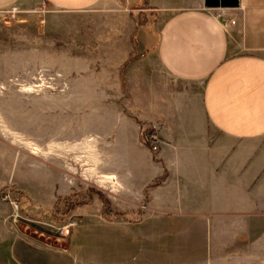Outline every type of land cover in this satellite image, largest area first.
I'll use <instances>...</instances> for the list:
<instances>
[{"label": "crops", "instance_id": "1", "mask_svg": "<svg viewBox=\"0 0 264 264\" xmlns=\"http://www.w3.org/2000/svg\"><path fill=\"white\" fill-rule=\"evenodd\" d=\"M39 1L0 0V10ZM43 1L109 19L152 15L133 42L119 40L116 28L85 40L95 52L82 71L89 96L67 109L93 113L67 119L73 133L61 142L63 154L93 158V176L112 179L110 200L136 208L141 220H111L106 255L104 233L86 224L100 213L82 206L81 227L61 249L24 233L0 201V264H264V0L222 8L204 0ZM140 128L156 129L154 155L139 143ZM51 169L52 188L69 186L63 170L57 179L59 168Z\"/></svg>", "mask_w": 264, "mask_h": 264}, {"label": "rangeland", "instance_id": "2", "mask_svg": "<svg viewBox=\"0 0 264 264\" xmlns=\"http://www.w3.org/2000/svg\"><path fill=\"white\" fill-rule=\"evenodd\" d=\"M113 16L109 19L92 10L66 13L47 6L43 0L27 10L19 6L0 10V181H6L0 188V201L11 206L12 220L15 211L8 198H2H17L21 230L61 249H67L73 230L81 227L77 209L90 205L88 212L100 213L101 219L86 224L104 233L101 242L106 244L102 251L106 255L110 233L115 230L110 227L111 220L125 219V215L135 218L137 209L116 206L110 200L111 177L93 176V158L83 160L68 152L63 154L61 142L73 133L67 119L93 113L67 109L69 103L89 96L82 83L86 75L82 71L93 67L84 59L92 61L95 52L85 40L108 37L116 28L119 40L133 42L140 23L147 32L153 20L149 13L121 11ZM88 49L91 51L85 54ZM86 139L92 141L94 136L87 133ZM87 140L85 149H92ZM85 162L91 174L83 176L81 166ZM52 167L59 168V173H54L57 179L63 170L69 186L52 188L57 186L50 182ZM87 191H97L100 196L92 194L90 203L66 214L63 202L55 205L58 199L74 193L84 198ZM94 200L99 205H93ZM140 220L128 222L136 224ZM68 224H72L68 235L59 236L57 228Z\"/></svg>", "mask_w": 264, "mask_h": 264}, {"label": "built area", "instance_id": "3", "mask_svg": "<svg viewBox=\"0 0 264 264\" xmlns=\"http://www.w3.org/2000/svg\"><path fill=\"white\" fill-rule=\"evenodd\" d=\"M237 1V5H238V0ZM216 8H222V7H216ZM216 18L220 21V23L222 25H225L226 22V16L224 15V13H220L216 15ZM231 23H234V21L229 20ZM138 138H139V142H141V144H143L152 154H155L158 150L159 147V138L156 132L155 128H151V129H145V128H140L139 129V133H138ZM6 198H8L9 203L12 205L13 210L15 211V213L12 216V221L15 223L19 220L20 216L17 213L18 210V199L17 198H11V197H4L2 198V200H5ZM72 227V224H68L65 226H62L60 228H57V233L59 236L61 237H65L68 235L69 232V228Z\"/></svg>", "mask_w": 264, "mask_h": 264}, {"label": "trees", "instance_id": "4", "mask_svg": "<svg viewBox=\"0 0 264 264\" xmlns=\"http://www.w3.org/2000/svg\"><path fill=\"white\" fill-rule=\"evenodd\" d=\"M140 24H142V23H140ZM161 180H162L161 178L155 180L151 185H149L145 188V191H147L149 187H152V186L158 184ZM92 194H97L98 196H100V194L97 191L96 192L95 191H87L86 196L84 197L85 199H84V198H80V196H79L80 194L74 193V194H72V195H70L64 199H58L56 201L55 205L63 202L64 206H65V210L63 211V214L64 213L66 214L67 212L73 210L77 206L90 203ZM135 216L136 217L134 218L133 221L140 220V212L138 210H136ZM60 220L62 221V219H60Z\"/></svg>", "mask_w": 264, "mask_h": 264}, {"label": "water", "instance_id": "5", "mask_svg": "<svg viewBox=\"0 0 264 264\" xmlns=\"http://www.w3.org/2000/svg\"><path fill=\"white\" fill-rule=\"evenodd\" d=\"M206 7H235L237 6L236 0H204Z\"/></svg>", "mask_w": 264, "mask_h": 264}, {"label": "bare ground", "instance_id": "6", "mask_svg": "<svg viewBox=\"0 0 264 264\" xmlns=\"http://www.w3.org/2000/svg\"><path fill=\"white\" fill-rule=\"evenodd\" d=\"M105 178V177H104ZM106 179V178H105Z\"/></svg>", "mask_w": 264, "mask_h": 264}]
</instances>
